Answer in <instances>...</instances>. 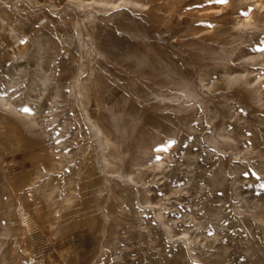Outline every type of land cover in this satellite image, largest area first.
<instances>
[{"label":"rangeland","instance_id":"rangeland-1","mask_svg":"<svg viewBox=\"0 0 264 264\" xmlns=\"http://www.w3.org/2000/svg\"><path fill=\"white\" fill-rule=\"evenodd\" d=\"M7 1L0 264H264V0Z\"/></svg>","mask_w":264,"mask_h":264},{"label":"bare ground","instance_id":"bare-ground-1","mask_svg":"<svg viewBox=\"0 0 264 264\" xmlns=\"http://www.w3.org/2000/svg\"><path fill=\"white\" fill-rule=\"evenodd\" d=\"M17 0H8L7 1V4H11L13 2H15ZM96 2V1H95ZM91 3V2H89ZM93 3V2H92ZM96 4V3H95ZM82 4L79 3V1L77 0H70L66 3L65 6H63L62 8H51V11L53 12V14H59L60 12L66 10V9H71L75 12L76 14V23H75V26H76V31H77V35H78V44L80 46V51H79V61H78V66H77V69H76V73L74 75V77L72 78L71 80V86H72V89H71V93L72 94L71 96L73 97V100H75L76 102H80V94L77 90V83L79 81V78L83 72V69H84V59H85V54H86V48L87 46L90 45V41L88 36H87V33H86V26H85V21H84V16L85 15V12L83 11L82 9ZM35 7V6H34ZM92 7H90L91 9ZM87 11V10H86ZM88 13V12H87ZM87 20V19H86ZM94 47V46H93ZM92 47V48H93ZM97 51V50H96ZM88 53V52H87ZM96 55V54H95ZM89 58V57H88ZM43 59V58H42ZM142 60V59H141ZM42 62V61H41ZM46 77V76H45ZM240 77V76H239ZM242 78V77H241ZM46 80V79H45ZM43 82V81H42ZM38 83V82H37ZM43 85V84H42ZM198 85V84H197ZM46 86V85H43V87ZM194 88V86H193ZM33 92V91H32ZM40 92V91H39ZM34 94V93H33ZM44 94V93H43ZM31 97V96H30ZM39 98V97H38ZM37 98V99H38ZM37 102V101H36ZM78 105V104H77ZM81 105V103H80ZM82 107V106H81ZM84 108V107H82ZM80 109V108H79ZM82 110V109H81ZM83 112V111H82ZM84 113V112H83ZM85 114V113H84ZM87 115V114H86ZM87 118V116H86ZM75 119V118H74ZM84 119V118H83ZM88 119V118H87ZM86 120V119H85ZM89 120V119H88ZM88 120H86L85 122H87ZM89 122H91L89 120ZM88 123V122H87ZM91 127L93 128V130L96 131V129L92 126V124H90ZM90 127V126H89ZM259 129V127H258ZM94 132V131H93ZM96 138L97 140L99 141L100 143V147H103L106 145L103 138L99 135L98 131H96ZM3 143V142H2ZM107 152V151H106ZM27 155V154H26ZM101 155H102V152H101ZM108 155V154H107ZM103 156V155H102ZM105 158V156H104ZM27 159V158H26ZM105 163H103L104 165ZM105 168V167H104ZM105 172V171H104ZM106 173V172H105ZM134 182V181H133ZM5 186V185H4ZM3 190V188H2ZM7 200V199H6ZM254 219V218H253ZM257 221V220H255ZM116 234V233H115Z\"/></svg>","mask_w":264,"mask_h":264},{"label":"snow or ice","instance_id":"snow-or-ice-1","mask_svg":"<svg viewBox=\"0 0 264 264\" xmlns=\"http://www.w3.org/2000/svg\"><path fill=\"white\" fill-rule=\"evenodd\" d=\"M208 2L210 4L215 3V4H226L228 2V0H208ZM244 15H247V13H244ZM262 45H264V41L261 42ZM257 51H264V46L260 47L257 49ZM25 111H27V109H24Z\"/></svg>","mask_w":264,"mask_h":264}]
</instances>
